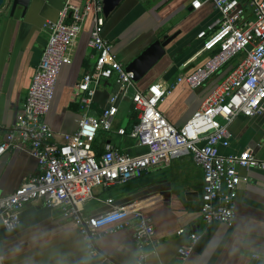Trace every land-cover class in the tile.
Instances as JSON below:
<instances>
[{"label":"crops","instance_id":"crops-1","mask_svg":"<svg viewBox=\"0 0 264 264\" xmlns=\"http://www.w3.org/2000/svg\"><path fill=\"white\" fill-rule=\"evenodd\" d=\"M66 1L28 0L26 7L18 6L11 13L8 0L0 10V139L23 116L28 90L48 39L44 26L58 19ZM70 1L76 6L84 2ZM193 1L120 0L105 19L103 37L124 67L155 41L172 39L165 47V54L135 82L134 88L122 89L116 78L102 80L91 108L84 113L75 98V89L85 75L94 72L96 58L88 46L91 21H87L72 46L71 64L60 71L45 117L57 144L63 143L64 136L76 132L83 114L100 118L102 111L110 106V98H116L117 114L111 129H100L95 139L100 156L107 146L132 156L146 152L131 137L136 123L131 103L134 91H145L153 84L172 86L179 77L201 67L209 57L201 52L202 41L196 36L213 24L219 14L210 3L194 10ZM243 57L242 54L233 58L218 76L198 90L184 83L176 85L158 107L167 122L176 128L183 127ZM119 130L125 133L121 135ZM228 132L230 145L220 147V155L247 151L264 162V106L253 118H235L228 125ZM38 167L37 161L26 152L6 153L0 159V198L11 195L25 180L35 176ZM239 174L248 181L239 186L233 201L231 226L207 224L202 219L203 173L191 155L152 167L141 178L127 184L93 189V199L82 212L91 216L112 206L142 211L154 229L153 245L146 248L145 264H264V171L239 170ZM180 230L184 232L182 235H178ZM191 234L198 235L199 240L189 258L180 260L178 250L188 244ZM95 245L114 264H137L139 250L132 230L106 235ZM0 257L1 264H102L100 258L88 256L77 226L59 210L48 209L41 202L22 210L18 230L7 232L0 227Z\"/></svg>","mask_w":264,"mask_h":264},{"label":"built area","instance_id":"built-area-1","mask_svg":"<svg viewBox=\"0 0 264 264\" xmlns=\"http://www.w3.org/2000/svg\"><path fill=\"white\" fill-rule=\"evenodd\" d=\"M206 3L219 14L213 24L196 36L202 41L201 52L209 54L208 59L192 73L179 77L172 86L153 84L145 91L135 90L131 97L136 114L131 137L146 152L132 156L107 146L100 157L96 156L93 144L100 129H111L117 114L116 98H110V106L100 118L83 114L76 132L64 136L61 144L55 142L54 132L45 121L60 71L71 64L72 46L87 21H91L88 46L96 58L94 72L85 75L75 89V98L84 113L91 108L102 80L116 78V83L125 90L134 88V76L116 60L112 45L103 37V1L84 0L82 6L70 0L64 3L58 19L44 26L48 39L28 90L23 116L0 139V159L6 153L26 152L39 166L35 176L25 180L11 195L0 198L1 228L7 232L18 230L22 210L41 202L48 209L59 210L77 226L90 258L114 264L100 254L95 242L118 231L132 230L139 250L137 264H145L146 248L153 245L154 229L142 211L112 206L84 216L82 210L93 199V189L127 184L141 178L150 168L185 155H191L203 173L202 219L207 224L232 225L233 201L239 186L248 181L239 170L264 171V162L250 152L219 154L220 147L230 145L228 125L239 116L259 115L264 106V1L194 0L191 7L198 10ZM242 54L238 66L214 87L183 127L176 128L167 122L158 107L176 85L184 83L198 90ZM183 233L180 230L178 235ZM198 240V235H190L188 244L178 250L180 260L189 258Z\"/></svg>","mask_w":264,"mask_h":264},{"label":"water","instance_id":"water-1","mask_svg":"<svg viewBox=\"0 0 264 264\" xmlns=\"http://www.w3.org/2000/svg\"><path fill=\"white\" fill-rule=\"evenodd\" d=\"M8 0H0V10L5 7ZM104 18L114 11L120 0H102ZM28 0H9L11 13H14L18 6L26 7ZM172 38H164L161 41H155L142 54L125 66V71L132 73L134 82L140 81L153 65L165 54V47L171 42ZM131 129V126L129 127ZM129 131V130H128Z\"/></svg>","mask_w":264,"mask_h":264},{"label":"trees","instance_id":"trees-1","mask_svg":"<svg viewBox=\"0 0 264 264\" xmlns=\"http://www.w3.org/2000/svg\"><path fill=\"white\" fill-rule=\"evenodd\" d=\"M96 145H97V144H96V142H95L93 148H94V150H95V152H96V156H97V157H100L101 152H99V150L97 149V146H96Z\"/></svg>","mask_w":264,"mask_h":264},{"label":"snow or ice","instance_id":"snow-or-ice-1","mask_svg":"<svg viewBox=\"0 0 264 264\" xmlns=\"http://www.w3.org/2000/svg\"><path fill=\"white\" fill-rule=\"evenodd\" d=\"M155 91V90H154Z\"/></svg>","mask_w":264,"mask_h":264}]
</instances>
